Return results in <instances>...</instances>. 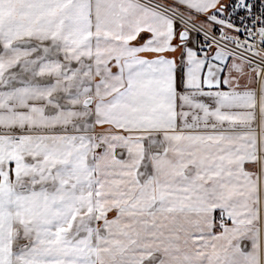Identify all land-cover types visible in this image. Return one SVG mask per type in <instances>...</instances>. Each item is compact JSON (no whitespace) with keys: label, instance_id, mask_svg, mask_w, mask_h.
I'll return each instance as SVG.
<instances>
[{"label":"snow or ice","instance_id":"1","mask_svg":"<svg viewBox=\"0 0 264 264\" xmlns=\"http://www.w3.org/2000/svg\"><path fill=\"white\" fill-rule=\"evenodd\" d=\"M0 264H264V0H0Z\"/></svg>","mask_w":264,"mask_h":264}]
</instances>
